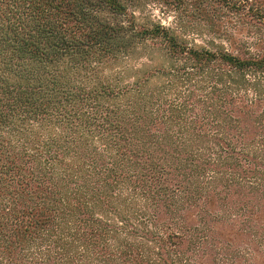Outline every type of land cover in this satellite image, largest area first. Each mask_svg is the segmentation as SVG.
I'll return each instance as SVG.
<instances>
[{"label": "trees", "instance_id": "16d2710c", "mask_svg": "<svg viewBox=\"0 0 264 264\" xmlns=\"http://www.w3.org/2000/svg\"><path fill=\"white\" fill-rule=\"evenodd\" d=\"M157 1L0 0V264H264V0Z\"/></svg>", "mask_w": 264, "mask_h": 264}, {"label": "rangeland", "instance_id": "374dc122", "mask_svg": "<svg viewBox=\"0 0 264 264\" xmlns=\"http://www.w3.org/2000/svg\"><path fill=\"white\" fill-rule=\"evenodd\" d=\"M143 14L149 17V20H155L161 22L166 26H174L175 12L169 11L157 0H143V6H141ZM182 31L186 34L185 38L189 42H193L199 46L204 45L209 40L208 36L198 35L196 31L183 28ZM236 36H238L237 33ZM143 61V60H141ZM140 61V62H141Z\"/></svg>", "mask_w": 264, "mask_h": 264}]
</instances>
